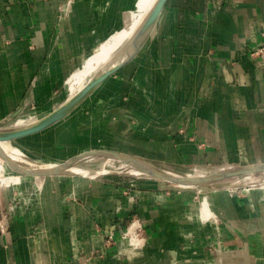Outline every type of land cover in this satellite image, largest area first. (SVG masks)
<instances>
[{
	"label": "crops",
	"instance_id": "obj_1",
	"mask_svg": "<svg viewBox=\"0 0 264 264\" xmlns=\"http://www.w3.org/2000/svg\"><path fill=\"white\" fill-rule=\"evenodd\" d=\"M128 2L0 0V124L63 102ZM14 141L59 163L105 152L188 170L263 164L264 0H166L129 60ZM103 172L26 173L27 197L0 187V264H264V185L207 189L203 216L198 191ZM134 224L140 245L125 250Z\"/></svg>",
	"mask_w": 264,
	"mask_h": 264
},
{
	"label": "bare ground",
	"instance_id": "obj_2",
	"mask_svg": "<svg viewBox=\"0 0 264 264\" xmlns=\"http://www.w3.org/2000/svg\"><path fill=\"white\" fill-rule=\"evenodd\" d=\"M158 2L159 0H132L130 7L124 10L122 16V24L111 34H109L105 39H103L93 50H91L90 53H88L84 57L80 65L76 67V69H74L73 72H71V74L68 76L67 80L70 83L71 92L66 97V99L51 111L42 110L40 112L36 111L35 113L28 115L20 114L14 119V121H11V123L0 125V135L13 134L18 131L30 128L39 120L48 117L52 112H54L57 108L64 104V102L71 99L81 90H83L87 86L93 85L91 91L87 93V95L91 94L104 80L101 78L105 70H107L109 67H114L116 64L124 60V58L134 50V47L139 38L138 31L142 26L144 20L149 16ZM149 33L150 30L145 38H147ZM145 40H143V42ZM81 100L82 99H80L77 104ZM76 105H74L72 109ZM71 110L70 107L67 108L65 111H63V113H61L59 117L66 116ZM59 117H57L50 123H55V121ZM22 138L24 139V137H20L14 140H22ZM14 140L8 139L0 141V187H18L22 196L27 197L30 195V189L32 188V186H30L32 184L25 182L27 181L26 178H29L27 177L28 173H37L46 170L54 171L56 169H59L61 166L60 163H57L55 161H49L43 165H38L34 159L23 158V156L15 153L9 146L11 144H14ZM5 160H8L12 165L6 168ZM74 165H76V162L73 165H70L64 171L71 172L72 174L87 176L90 178L97 176V174L101 171H109L111 168H113L114 170H118L121 167L125 168V173H134L137 175L161 177H165L167 175H179L146 159L128 156H116L110 154L109 156H106L104 165H102L101 169L97 172L80 168L77 165ZM256 168L263 169L259 170L258 173L264 175V164H261L259 166L229 165L228 167L219 169L214 173H204L203 169L192 168L180 175L182 176V180L179 181V185L183 188V190H189L195 187L197 185V182L199 181H202L204 183L202 186L210 184L214 185L218 184L215 183V180L220 181L222 177L234 173H238L236 177V180L238 181L228 183V185H236L240 181L243 182V180H245L247 183H252L251 181L255 180L254 174H256V172L253 171ZM261 183L263 184V182ZM201 192L202 195H199L200 210L202 212V215L206 216V214L210 212V197L208 198V196H210L211 193L205 195V191H200L199 193ZM206 192H212V190L208 189ZM123 237H125L129 243L128 247H122L125 250L135 247L137 248L140 245L136 233L135 224L126 230ZM121 244L122 240L120 241V246Z\"/></svg>",
	"mask_w": 264,
	"mask_h": 264
},
{
	"label": "rangeland",
	"instance_id": "obj_3",
	"mask_svg": "<svg viewBox=\"0 0 264 264\" xmlns=\"http://www.w3.org/2000/svg\"><path fill=\"white\" fill-rule=\"evenodd\" d=\"M131 2H132V0H129L128 5H127V7L125 9H128L130 7ZM68 10H70V8ZM80 63L77 65V67L80 65ZM67 79L65 81L66 90L64 89L65 91H63V90L62 91L66 92L67 96H68L70 94V92H71L70 91L71 88H70V83L68 82ZM35 112L36 111L33 110V111H27V112L22 113V114L28 115V114H32V113H35ZM9 123H11V122H9ZM2 124L3 123H1L0 125H2ZM9 146L13 149V151L15 153L23 156V158L34 159L37 162L38 165H43V164H45V163H47L49 161L57 162L56 160H53V158H52L53 155L50 154V150L48 148H45V147L44 148H39L40 153H36L35 151L31 153V151L29 152V151H26L24 149H20L17 146V141H14V144L13 145L11 144ZM28 148L32 149V146H30ZM105 161H106V157H103V156H90V157H85L84 159L77 161L76 165L78 167H80V168H84V169H87V170H90V171H96L97 172V171H99L101 169L102 165H104ZM64 162L68 163V161H64ZM57 163H59V162H57ZM73 164L74 163H72L71 165H73ZM11 165L12 164L8 160H5L6 168L10 167ZM76 165H74V166H76ZM156 165H160V166H162V167L174 172L175 174H179V175L183 174L184 172H187V170H188V169H180L179 167H176V166H164L163 164H156ZM224 168H226V167H223V168L221 167L219 169H224ZM124 169L125 168H123V167H121L118 170H114L113 168H111L109 171H105L106 172V176H110V177L111 176H115L116 178H132L135 181H138L137 182L138 184L140 183V181H142V182L149 181V182H156V183L161 184V185H163L165 187H168V188L175 187V188H178L180 190L183 189L179 185V182H177L175 180H172L171 178H162L160 176L156 177V176H148V175H137V174H134V173H125ZM219 169L218 168H205V169H203V172L204 173H214L215 171H217ZM101 174L103 175L105 173L103 171H101L97 175H101ZM254 177H255L254 178L255 180L251 181L252 183H250V182L247 183L245 180H243V182L240 181V182H238V184L241 185V186H261V185H264V175L256 173V174H254ZM226 181H236L237 182L238 180H236V176L225 177V178L221 179L220 181H216L215 180V183H218V184H214V185L210 184V185H205V186H202L203 184H197L195 187H193V188H191L189 190H194V191H199V192L200 191H206L207 189H211V188H213L215 186L222 185ZM261 182H263V184ZM199 195H202V192Z\"/></svg>",
	"mask_w": 264,
	"mask_h": 264
},
{
	"label": "water",
	"instance_id": "obj_4",
	"mask_svg": "<svg viewBox=\"0 0 264 264\" xmlns=\"http://www.w3.org/2000/svg\"><path fill=\"white\" fill-rule=\"evenodd\" d=\"M166 0H159V2L156 4V6L153 8V10L151 11V13L149 14V16L144 20L142 26L140 27L139 31H138V35L139 38L137 40V43L134 47V50L132 52H130L125 58L124 60H122L121 62H119L118 64H116L114 67H109L107 70H105V72L102 75L101 79H105L109 74H111L112 72H114V70H116L119 66H121L124 62H126L127 60H129L141 47V45L143 44V40H145V36L147 35V33L149 32V30L151 31V29L153 28L155 21L157 19V16L159 15L164 3ZM145 38V39H144ZM102 81V80H101ZM93 85L87 86L86 88H84L83 90H81L78 94H76L75 96H73L71 99L67 100L66 102H64V104H62L59 108H57L54 112H52L48 117L43 118L41 120H39L38 122H36L34 125H32L30 128H27L25 130L22 131H18L16 133L13 134H8V135H0V141L3 140H8V139H17L20 137H25L27 135H30L32 133H35L49 125H51L50 122H52L53 120H55L57 117H59L61 115V113H63V111H65L67 108L70 107V110L72 109V107L74 105L77 104V102L82 99V97H85V95H87V93H89L92 89ZM62 117H59L56 121H58L59 119H61ZM55 121V122H56ZM92 155H106L109 156V154L105 153V152H90L89 154H86L84 156L81 157H76L73 159L68 160V163H60V168L56 169L54 171H41V172H37V173H32V174H46V173H55V172H61L64 171L65 169H67L72 163H75L85 157H90ZM110 155H116V154H110ZM116 156H123V155H116ZM68 164V165H67ZM264 164V163H263ZM261 164H258L256 166H259ZM259 170H263V169H259L256 168L254 169L253 172L258 173ZM238 173H234L231 175H227L222 177H230V176H236L237 177ZM159 177V176H156ZM161 177V176H160ZM162 178H171L172 180H175L177 182H179L180 180H182V176L180 175H167L165 177ZM197 184H204L202 181L197 182Z\"/></svg>",
	"mask_w": 264,
	"mask_h": 264
},
{
	"label": "built area",
	"instance_id": "obj_5",
	"mask_svg": "<svg viewBox=\"0 0 264 264\" xmlns=\"http://www.w3.org/2000/svg\"><path fill=\"white\" fill-rule=\"evenodd\" d=\"M263 50V48L259 49V52H261ZM137 233V232H136Z\"/></svg>",
	"mask_w": 264,
	"mask_h": 264
}]
</instances>
